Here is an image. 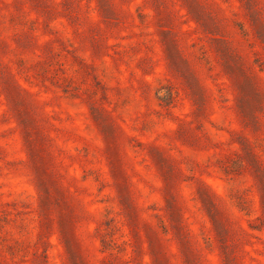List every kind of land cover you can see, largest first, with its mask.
Returning <instances> with one entry per match:
<instances>
[{
  "label": "rangeland",
  "instance_id": "rangeland-1",
  "mask_svg": "<svg viewBox=\"0 0 264 264\" xmlns=\"http://www.w3.org/2000/svg\"><path fill=\"white\" fill-rule=\"evenodd\" d=\"M0 264H264V0H0Z\"/></svg>",
  "mask_w": 264,
  "mask_h": 264
}]
</instances>
